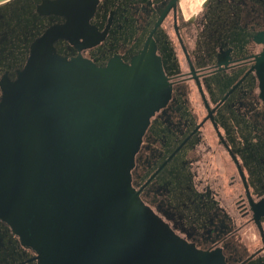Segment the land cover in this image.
I'll return each instance as SVG.
<instances>
[{
  "label": "flooded vegetation",
  "instance_id": "1",
  "mask_svg": "<svg viewBox=\"0 0 264 264\" xmlns=\"http://www.w3.org/2000/svg\"><path fill=\"white\" fill-rule=\"evenodd\" d=\"M33 48L160 66L131 178L163 264H264V0H0V104ZM0 264H41L3 218Z\"/></svg>",
  "mask_w": 264,
  "mask_h": 264
},
{
  "label": "water",
  "instance_id": "2",
  "mask_svg": "<svg viewBox=\"0 0 264 264\" xmlns=\"http://www.w3.org/2000/svg\"><path fill=\"white\" fill-rule=\"evenodd\" d=\"M99 68L33 48L0 104V218L41 264H163L164 228L132 187L160 66Z\"/></svg>",
  "mask_w": 264,
  "mask_h": 264
},
{
  "label": "bare ground",
  "instance_id": "3",
  "mask_svg": "<svg viewBox=\"0 0 264 264\" xmlns=\"http://www.w3.org/2000/svg\"><path fill=\"white\" fill-rule=\"evenodd\" d=\"M166 246H168V243L166 244Z\"/></svg>",
  "mask_w": 264,
  "mask_h": 264
}]
</instances>
